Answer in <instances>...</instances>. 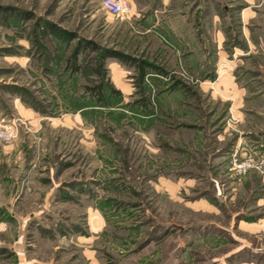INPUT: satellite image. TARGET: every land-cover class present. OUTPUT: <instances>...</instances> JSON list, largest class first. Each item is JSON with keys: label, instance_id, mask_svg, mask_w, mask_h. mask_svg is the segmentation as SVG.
Returning a JSON list of instances; mask_svg holds the SVG:
<instances>
[{"label": "rangeland", "instance_id": "374dc122", "mask_svg": "<svg viewBox=\"0 0 264 264\" xmlns=\"http://www.w3.org/2000/svg\"><path fill=\"white\" fill-rule=\"evenodd\" d=\"M179 2L172 49L101 0H0V264H264V0ZM92 45L127 58L106 107Z\"/></svg>", "mask_w": 264, "mask_h": 264}, {"label": "crops", "instance_id": "0c3cea01", "mask_svg": "<svg viewBox=\"0 0 264 264\" xmlns=\"http://www.w3.org/2000/svg\"><path fill=\"white\" fill-rule=\"evenodd\" d=\"M131 7V13L132 15H135L136 18L137 16H141V15H148L151 17V21L148 23H145L144 20L143 22H139V25H142V28H144V30L146 32H150L152 34L155 35V37H158L160 39V41L163 43H166V45L168 46V48H172L174 49L175 46L172 44H169L162 36V32L163 30H173L172 29V25L173 22L172 20H170V18L162 21L163 19L160 20L159 16H161L162 14H164L165 12H169V11H174V5L179 4L181 0H126ZM153 2V3H152ZM183 3V2H182ZM153 4V5H152ZM165 36V34H164ZM114 60V59H112ZM116 61V60H114ZM119 64H125L122 62L117 61ZM148 68V67H147ZM156 72H152L151 70L146 71V75L144 76V78H154L157 77V74H155ZM20 109L18 110L23 111L22 115L23 118H25V121H27L28 126L32 125V126H39L41 127V121L42 119L35 113L30 111L29 109H26L24 106H22L21 104L19 105ZM83 109L78 110L77 112H82ZM86 115V114H84ZM29 131H31V128H29ZM26 263L28 264H32L33 261H26ZM50 264V263H49ZM54 264V263H53Z\"/></svg>", "mask_w": 264, "mask_h": 264}, {"label": "trees", "instance_id": "16d2710c", "mask_svg": "<svg viewBox=\"0 0 264 264\" xmlns=\"http://www.w3.org/2000/svg\"><path fill=\"white\" fill-rule=\"evenodd\" d=\"M7 15L0 13V19L2 21H6L8 22V19H6ZM21 17L22 16H19ZM92 49L94 52H99L97 59H96V66H95V74L97 76L98 79H100L101 83L98 84L97 86H95V89H92V91L95 93V98L98 101L97 105H94L95 107H106V101L108 99L115 101V99H118V95H120L119 91L115 90L114 87L112 86V84H110L108 82V78H107V72H106V68H105V60L106 59H114L116 61L125 63L126 62V56H123L122 54H120L119 52L116 51H111V50H105L102 49L100 50V48H97L95 45H92ZM82 49H77L74 58H76L74 60V69H72V71H79L81 69V66H78L77 64V57L78 55L81 53ZM126 58V59H124ZM131 61V60H130ZM147 62H139V64L136 67V71L138 73L139 76V80L140 83L143 82L144 76L146 75V71H147ZM146 101L149 103V99L146 98ZM143 105H146V103L144 102Z\"/></svg>", "mask_w": 264, "mask_h": 264}, {"label": "built area", "instance_id": "2783aa9c", "mask_svg": "<svg viewBox=\"0 0 264 264\" xmlns=\"http://www.w3.org/2000/svg\"><path fill=\"white\" fill-rule=\"evenodd\" d=\"M101 8L104 10L109 16L113 18H117L120 20H124L128 18L131 13L130 4L126 0H101ZM15 135V125L13 124L8 128V130L1 131L0 130V140L8 141ZM251 168L249 163H241L237 166V171L246 172Z\"/></svg>", "mask_w": 264, "mask_h": 264}]
</instances>
